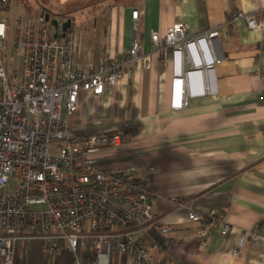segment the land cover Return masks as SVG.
<instances>
[{
    "label": "crops",
    "instance_id": "0c3cea01",
    "mask_svg": "<svg viewBox=\"0 0 264 264\" xmlns=\"http://www.w3.org/2000/svg\"><path fill=\"white\" fill-rule=\"evenodd\" d=\"M10 2L9 14L25 10L20 1ZM68 2L71 21L78 9L89 8V26L74 31L79 66L98 60L106 47L113 54L129 48L135 35L142 53L151 54V33L162 34L177 22L186 24L189 34L217 29L221 61L205 71L203 94L187 97L181 108L171 107L172 68L152 54L148 68L138 63L130 77L103 94L81 96L68 117V130L76 137L121 132V144L96 151L95 163L102 171L135 166L134 178L151 194L155 222L137 236L148 238L152 263L264 264V0ZM34 7L35 16L43 7L50 10L40 2ZM135 9L140 11L136 21L131 17ZM229 9L253 12L261 28L250 29L242 19L225 22ZM190 209L215 210L232 231L222 236L215 230L199 246L201 220H188ZM242 230L255 231L256 237L234 256ZM72 259L66 250L47 256L38 243L14 246L13 264H72ZM95 259L97 264H136L124 255Z\"/></svg>",
    "mask_w": 264,
    "mask_h": 264
},
{
    "label": "built area",
    "instance_id": "2783aa9c",
    "mask_svg": "<svg viewBox=\"0 0 264 264\" xmlns=\"http://www.w3.org/2000/svg\"><path fill=\"white\" fill-rule=\"evenodd\" d=\"M10 7V0H0V264H13L20 241L25 247L38 243L47 256L69 251L72 264H97L101 254L154 264L148 238L137 236L155 216L151 194L134 178L135 166L102 171L95 163L96 151L121 144V132L76 137L68 117L81 96L103 94L138 63L148 68L152 54L172 68L170 106L183 107L187 97L207 90L205 71L221 61L217 29L189 34L177 22L151 33V54L142 53L135 35L129 48L113 54L106 47L98 60L79 66L75 33L62 32L66 17L57 19L53 32L42 8L35 17H12ZM139 13L132 10L134 21ZM241 19L250 29L262 26L253 12L227 10L225 22ZM186 218L201 220V247L215 230L222 236L232 231L215 210L190 209ZM255 237V231H239L232 255Z\"/></svg>",
    "mask_w": 264,
    "mask_h": 264
},
{
    "label": "rangeland",
    "instance_id": "374dc122",
    "mask_svg": "<svg viewBox=\"0 0 264 264\" xmlns=\"http://www.w3.org/2000/svg\"><path fill=\"white\" fill-rule=\"evenodd\" d=\"M22 3V5L25 6V10H22V13L30 16V17H35V13L33 12V10L35 9L34 5L37 2H40L44 5H47L50 10L53 17L60 19L63 15L64 17L68 18V16H71V12H69L68 7H70V3L68 2V0H18ZM20 3V4H21ZM31 9V10H29ZM89 8H80L78 9V13L76 16L73 15V25H72V31H75L77 29H79L81 26H89L90 24V20L88 18H86V14L88 13ZM11 16L13 17L14 15L11 14ZM51 31L54 32V28H51Z\"/></svg>",
    "mask_w": 264,
    "mask_h": 264
},
{
    "label": "water",
    "instance_id": "95a60500",
    "mask_svg": "<svg viewBox=\"0 0 264 264\" xmlns=\"http://www.w3.org/2000/svg\"><path fill=\"white\" fill-rule=\"evenodd\" d=\"M44 18L46 21H49L50 24L52 25V27L54 29H57L58 27V22H57V18L55 17H51L48 13L44 14ZM72 26V21L70 18H66L65 21L62 24V32L65 33L67 30L71 29ZM55 35H57V33H54Z\"/></svg>",
    "mask_w": 264,
    "mask_h": 264
},
{
    "label": "trees",
    "instance_id": "16d2710c",
    "mask_svg": "<svg viewBox=\"0 0 264 264\" xmlns=\"http://www.w3.org/2000/svg\"><path fill=\"white\" fill-rule=\"evenodd\" d=\"M43 11H44V14L48 13L49 15H51V11L48 8L43 7Z\"/></svg>",
    "mask_w": 264,
    "mask_h": 264
}]
</instances>
